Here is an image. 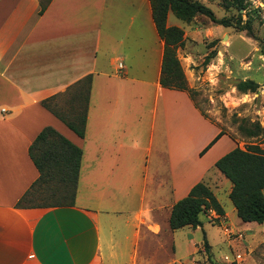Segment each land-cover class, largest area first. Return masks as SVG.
Listing matches in <instances>:
<instances>
[{"label":"crops","instance_id":"crops-1","mask_svg":"<svg viewBox=\"0 0 264 264\" xmlns=\"http://www.w3.org/2000/svg\"><path fill=\"white\" fill-rule=\"evenodd\" d=\"M39 11L40 0H0V264H167L172 206L221 176L214 164L237 143L224 133L200 155L221 129L186 91L160 85L149 0H50ZM167 25L180 27L169 15ZM86 76L80 137L41 101ZM61 101L65 112L80 104ZM44 127L81 149L71 205H17L38 177L29 146Z\"/></svg>","mask_w":264,"mask_h":264},{"label":"rangeland","instance_id":"rangeland-1","mask_svg":"<svg viewBox=\"0 0 264 264\" xmlns=\"http://www.w3.org/2000/svg\"><path fill=\"white\" fill-rule=\"evenodd\" d=\"M199 1L209 6L217 18L231 23L240 13L242 22L249 21L252 29L250 33L238 31L233 25L224 27L203 15L183 23L169 13L170 21L183 30V43L177 48V57L186 85L192 90L191 99L204 116L239 147L259 144L264 149L262 136L248 137L239 127L245 120L258 122L264 128V0H249L248 9L239 11L221 7L219 0ZM245 79L258 84L255 92L237 90L236 84ZM61 96L51 100L50 106L65 112L61 99H70L73 93ZM80 106L83 108L84 100ZM209 179L212 183L207 185L218 197L224 215L214 212L206 218L200 214L201 226L192 231V236L188 234L190 228H179L174 236L173 252L167 244L164 262L172 264L170 257L175 253L176 264H264V223L241 221L228 198V181L218 174ZM42 197L35 192L30 203H38ZM209 212H205L206 215ZM190 237L194 249V245H189ZM204 238L209 244L207 251L203 247Z\"/></svg>","mask_w":264,"mask_h":264},{"label":"trees","instance_id":"trees-1","mask_svg":"<svg viewBox=\"0 0 264 264\" xmlns=\"http://www.w3.org/2000/svg\"><path fill=\"white\" fill-rule=\"evenodd\" d=\"M49 1L40 0V13L44 11ZM149 3L157 33L164 41L159 83L169 89L186 91L190 98H192V90L186 85L184 72L177 57V48L183 43V30L175 25H167L169 13L183 23H189L198 15H203L211 22L224 27L233 25L238 31L249 33L252 29L249 21L242 22L240 13H238V19L231 23L225 18H217L214 11L199 0H149ZM249 4V0H219L221 7L237 11L247 10ZM207 63L208 58L204 60V64ZM90 80V76H86L63 94L73 93L76 98L79 96V107L71 104L69 112H59L51 108L50 101L58 95L41 101L43 107L51 111L80 137L84 136L85 131ZM236 88L241 93L255 92L258 84L251 79H245L239 81ZM81 100H84L83 108L80 106ZM239 127L248 137L262 136V142H264V128L258 122L248 123L242 120ZM223 134L221 130L201 150L200 155ZM29 156L38 170V177L17 205L33 204L30 202L33 201L35 192L43 196L42 202H46L39 204L40 206L73 204L81 149L53 128L44 127L30 144ZM214 165L231 183L228 198L238 218L243 222L264 223V149L259 144H250L245 148L237 145L218 158ZM210 210L218 216L224 215V208L212 189L202 181L197 182L186 196L172 206L169 227L174 230L185 226L192 228L201 226L200 214ZM203 247L206 251L209 248L205 238Z\"/></svg>","mask_w":264,"mask_h":264},{"label":"built area","instance_id":"built-area-1","mask_svg":"<svg viewBox=\"0 0 264 264\" xmlns=\"http://www.w3.org/2000/svg\"><path fill=\"white\" fill-rule=\"evenodd\" d=\"M120 66V65H119Z\"/></svg>","mask_w":264,"mask_h":264}]
</instances>
